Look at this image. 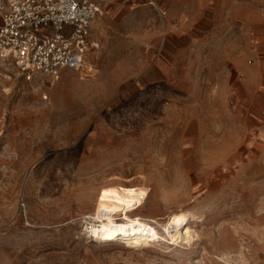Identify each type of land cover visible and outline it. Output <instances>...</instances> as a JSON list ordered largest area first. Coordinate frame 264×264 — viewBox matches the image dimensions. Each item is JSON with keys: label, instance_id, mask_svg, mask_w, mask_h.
Here are the masks:
<instances>
[{"label": "rangeland", "instance_id": "rangeland-1", "mask_svg": "<svg viewBox=\"0 0 264 264\" xmlns=\"http://www.w3.org/2000/svg\"><path fill=\"white\" fill-rule=\"evenodd\" d=\"M153 1H103L90 74L0 58V264H264V0ZM117 181L194 243L89 233Z\"/></svg>", "mask_w": 264, "mask_h": 264}, {"label": "built area", "instance_id": "built-area-1", "mask_svg": "<svg viewBox=\"0 0 264 264\" xmlns=\"http://www.w3.org/2000/svg\"><path fill=\"white\" fill-rule=\"evenodd\" d=\"M101 13L99 0H0V58L28 79H57L65 69L90 74L89 58L100 48L94 26Z\"/></svg>", "mask_w": 264, "mask_h": 264}, {"label": "bare ground", "instance_id": "bare-ground-1", "mask_svg": "<svg viewBox=\"0 0 264 264\" xmlns=\"http://www.w3.org/2000/svg\"><path fill=\"white\" fill-rule=\"evenodd\" d=\"M234 147L237 145H232L231 151ZM149 190L150 187L146 185L128 186L121 181L99 187L90 196L89 214L83 217L91 215L100 223L94 222L88 232L103 239L121 235L127 243H145L149 246H153V241L160 238H168L171 244L182 248L192 245L198 232L188 221L197 218L196 213L190 209L172 212L164 223L154 215L140 214L139 210L145 204Z\"/></svg>", "mask_w": 264, "mask_h": 264}, {"label": "crops", "instance_id": "crops-1", "mask_svg": "<svg viewBox=\"0 0 264 264\" xmlns=\"http://www.w3.org/2000/svg\"><path fill=\"white\" fill-rule=\"evenodd\" d=\"M99 1H100L101 5H103V1H104V0H99ZM98 18H99V17H98ZM98 18H97V19H98ZM96 21H97V20H96ZM95 23H96V22H95ZM95 31L97 32L96 27L94 26V32H95ZM96 32H95V33H96ZM95 35H96V34H95Z\"/></svg>", "mask_w": 264, "mask_h": 264}]
</instances>
